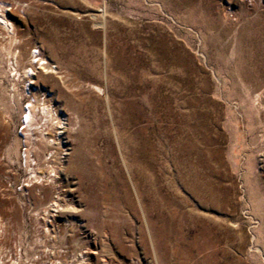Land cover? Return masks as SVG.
<instances>
[{
    "label": "rangeland",
    "instance_id": "obj_1",
    "mask_svg": "<svg viewBox=\"0 0 264 264\" xmlns=\"http://www.w3.org/2000/svg\"><path fill=\"white\" fill-rule=\"evenodd\" d=\"M0 15V264H264V0H0ZM28 104L53 141L35 166ZM191 114L205 207L171 166Z\"/></svg>",
    "mask_w": 264,
    "mask_h": 264
},
{
    "label": "bare ground",
    "instance_id": "obj_2",
    "mask_svg": "<svg viewBox=\"0 0 264 264\" xmlns=\"http://www.w3.org/2000/svg\"><path fill=\"white\" fill-rule=\"evenodd\" d=\"M0 27L4 30H6L8 33L11 29V24L9 23V20L6 19V17L0 15ZM38 54V53H37ZM41 61V59H38L35 63V65ZM16 64V61H15ZM22 76L25 78H29L31 80L33 77H35L34 73V67L33 63H30L27 67L24 68ZM29 76V77H27ZM33 84V83H32ZM30 91V88L28 89ZM32 97V96H31ZM34 98V96L32 97ZM262 98L261 94H258L255 96V101ZM34 101L35 98H34ZM48 105V104H47ZM46 104H42L40 112L41 114H44L47 118H49L50 122H53L56 120L55 125L58 129L62 128L63 125V119L60 118L55 113V110L51 107H48ZM27 108V109H26ZM23 112V118H24V124H25V130L24 132L21 131V134L24 135L29 139V142L31 144L30 149L25 152V160L29 159L30 163H33L34 166L36 165V158L35 156L39 152V142H44L46 145H50L49 143L53 144L52 140H48V138L45 136V134H42L41 131H38L37 128H32L33 122H34V105L28 104V107H26ZM21 115V116H22ZM45 117V118H46ZM23 118L21 119L23 121ZM194 118V115L191 114L189 117H184L176 120V123L182 122V127L178 126V129L176 130V136L172 140L173 142V159H171V166L176 169L175 174V180L178 182V184L183 185L190 197L191 201H195L198 205L205 207L208 202L212 201V195L214 194L210 191V185L209 180L202 181L199 174L193 170L194 164L190 160V158L196 154V146H195V140L191 138V136H201V140L205 141V137L203 135L202 129L204 128L203 125L200 124V122L193 124L191 126V119ZM198 120H202V117H197ZM35 131L40 134V137L35 135ZM29 132V133H28ZM50 153V152H49ZM186 160V165L189 168V171L186 175H183V173L180 172L181 167L185 163L183 160ZM200 163V162H199ZM202 165V164H201ZM147 167L152 168L150 165ZM195 167V166H194ZM48 179V178H47ZM53 204V203H52ZM55 205V204H54ZM51 206V205H50ZM156 206L158 207V203L156 201ZM54 207V206H53ZM44 213L47 214V212L44 211ZM54 213V212H53Z\"/></svg>",
    "mask_w": 264,
    "mask_h": 264
}]
</instances>
